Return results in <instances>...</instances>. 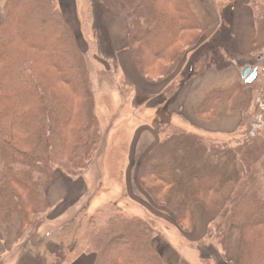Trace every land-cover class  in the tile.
Wrapping results in <instances>:
<instances>
[{"label":"trees","instance_id":"1","mask_svg":"<svg viewBox=\"0 0 264 264\" xmlns=\"http://www.w3.org/2000/svg\"><path fill=\"white\" fill-rule=\"evenodd\" d=\"M123 1L128 8L127 48L146 80L153 79L143 71L145 60L171 55L169 48L177 42L187 44L174 50L159 72V77H167L176 62L197 44V18L186 0ZM249 3L259 39L264 14L256 16L254 1ZM52 5V0H6L0 23V215L18 210L23 223L46 206L41 193L42 172L50 167H41V162L46 164L52 153L59 152L70 159V169L77 168L96 145L94 117L84 103L88 95L80 53L72 45L67 24ZM16 12L19 17L14 23ZM57 81L74 94L81 91L83 100L77 105L69 94L59 93L55 90ZM253 83L213 91L198 114L213 116L219 102L229 111L244 114L243 89ZM164 125L169 131L141 162V185L174 214L182 231L191 224L193 204L219 209V218L211 221L196 245L200 247L199 264L209 263L213 252L225 261L229 224L240 226V242L237 259L226 263L264 264V131H256L253 137L244 131L237 138L217 140ZM18 128L25 137L21 142L25 141L26 150L13 142L20 139ZM17 164L23 166L15 168ZM226 184L232 185L227 198L222 194ZM148 220L127 217L116 210L90 231L86 244L90 251L85 252L94 254L92 264H169L154 249L153 238L160 232ZM177 264L191 263L180 258Z\"/></svg>","mask_w":264,"mask_h":264},{"label":"rangeland","instance_id":"2","mask_svg":"<svg viewBox=\"0 0 264 264\" xmlns=\"http://www.w3.org/2000/svg\"><path fill=\"white\" fill-rule=\"evenodd\" d=\"M72 1L52 0V7L67 24L68 32L73 39L71 40L72 45L80 53L79 60L83 69L84 87L89 100L84 103L86 110L94 117L96 145L93 152H88L87 158L83 159L77 168L70 169L68 165L71 162L70 159L59 152L52 153V156L49 157L50 161L46 164L41 162V167H50V172L49 170L42 172L41 193L46 206L40 212L30 214L25 223H23L18 210L0 215V237L3 239V243L0 242V264H71L80 255L86 254L85 251H90L86 245L88 239H91L90 231H94L97 226L103 224L116 210L127 217L147 218L145 203L148 202L145 201L141 192L155 206L172 216L177 225L170 228L161 223L162 227H159L162 229V235L161 233L156 234L153 240L160 243L158 237L163 238L164 236L167 244L171 243L170 248L176 252L183 251L186 249L184 243H179L174 238L177 235L176 230L182 231L178 227L174 214L163 205L158 204L139 181L138 174L143 158L138 161L128 158L130 143L135 131L140 127H150L160 137V140L169 131L164 123L179 128L173 125V116L169 111V104L175 94L174 89L177 83L172 84L165 91L149 96L138 86L132 85L125 77L121 62L116 57L117 51L114 49V43L117 41L119 44V28L122 31L121 34H125L120 44L123 47H128L129 43V22L128 18L126 19L128 8L123 0H115L114 7L106 3L105 7H99L95 0ZM253 1L256 16L263 15L264 0ZM5 3L6 0L0 10V23L5 16ZM117 6H121V12L119 10L121 8L118 9ZM105 9L107 10L105 16L108 20L105 16L103 18V14L101 16ZM18 11L20 12L19 8ZM19 12L14 15V23H17ZM118 17H122L124 23L118 25L116 22L112 28V20L118 21ZM259 36V39L264 38V29ZM186 45L185 42H177L169 48V51L173 53L174 50H181ZM127 47L126 56L128 59L130 58L132 65L140 74ZM172 53L171 55H173ZM263 53L264 42L255 55ZM121 54H123V50L118 53V55ZM186 54L176 62L172 72L165 78L159 77V72L167 65L171 55L154 61L145 60L143 71L145 75L153 79L152 82H163L175 73L178 76L176 82H180L193 71L200 70L203 64L208 62L207 59L202 58L199 63H194L195 65L190 62L183 66ZM202 54L205 56L206 52H197L195 56L199 58ZM257 56L250 59L248 65L251 68L256 67ZM222 58L224 57H221L220 62H224L222 60L225 59ZM219 61L216 60V62ZM252 82L254 83L243 89L246 104L242 125L238 131L228 136L205 135L206 138L228 140L243 135L244 131L246 133L264 131V113H262L264 108L261 109L256 102L264 92V84L257 73ZM56 87L55 90H59V93L65 96L69 94L76 104L83 100L81 91L74 94L60 81H57ZM248 87L250 88L249 94L245 91ZM257 120L261 121L259 127L256 126ZM18 129L21 133V128ZM23 136L22 132L19 140H13L10 135L7 137L11 138L20 150H26V146L23 145L25 141L21 142L25 138ZM247 136L253 137L248 133ZM21 166L23 165L17 164L14 167ZM60 166L69 174L65 173ZM229 195L224 197L227 198ZM196 204L204 208L206 213L215 212L214 220L219 218V209L208 210L202 203H195L192 208ZM148 221L151 225L158 224L157 221ZM193 222L192 215L191 224L184 232L192 230ZM185 225L183 224V226ZM165 240L163 241L165 242ZM199 242L190 244L188 252H193L194 246ZM153 246L159 253L161 247L154 243ZM201 249L204 248L201 247ZM159 255L161 256L160 253ZM188 261L191 264H198V259L194 256H188ZM207 264L228 263L222 258L214 260L211 256L210 262Z\"/></svg>","mask_w":264,"mask_h":264},{"label":"crops","instance_id":"3","mask_svg":"<svg viewBox=\"0 0 264 264\" xmlns=\"http://www.w3.org/2000/svg\"><path fill=\"white\" fill-rule=\"evenodd\" d=\"M74 1L76 0L72 2ZM95 1H97L99 7L104 6L105 3L113 7L115 5V0ZM4 2L5 0H0V10H2ZM186 2L200 25V37L197 44L185 55L182 65L185 66L190 62L195 65L202 58H205L208 62L203 64L202 70L193 72L192 75L186 77L184 80H180V82H176L178 77L176 73L163 82L147 81L137 73L132 65V61L126 56L127 46L123 47L120 44L125 34H121L120 28L119 44H117V41L114 43V49L117 51L116 57L121 62L125 77L129 79L132 85L138 86L149 96L165 91L172 84L177 83L174 89L175 94L169 104V111L173 116V125L188 132H197L208 136H228L234 134L238 131L240 123L243 120L244 115L241 111H229L223 102L217 103L214 114L211 117L199 115L198 110L213 91H225L235 84L242 82L241 69L249 64L252 57L257 56L255 54L262 47L264 38H257L255 16L249 0H186ZM117 8L119 9L121 6H117ZM119 10L121 12L122 8ZM106 12L107 10L105 9L101 13V16L103 14V18ZM105 18L108 20L106 16ZM122 21V17H118V21L112 20V28L114 23L118 22V25H121L124 23ZM121 50H123V54L118 55ZM203 51L206 52L205 56L202 54L201 57L196 58V53H202ZM221 55L224 57L222 59H225L222 60L224 62H220ZM216 60H220V63L216 62ZM249 89L248 87L245 90L247 94H249ZM159 140L160 137L153 129L150 127H140L135 131L130 143L129 160L138 161V159L143 158ZM230 192L231 185L226 184L222 191L223 196H228ZM141 195L148 202L145 203L147 211L145 216L149 220L157 221L158 224L155 227L161 235V223L166 224L170 228L177 226L172 216L166 214L158 206H155L142 192ZM192 215L194 221L192 230L189 232L176 230L177 235L174 237L177 242L184 243L186 249L183 251L176 252L170 248L171 246L169 245L171 243L167 244L164 236L163 238L158 237L161 241L160 243L153 240L155 245L157 244V246L161 247L159 253L169 264H175L180 258L188 260V256L197 257L199 264L197 250L200 247L194 246L193 252H188L190 250L188 247L190 244L197 243L206 235L209 223L214 220L213 218L216 216V213H206L204 208L196 204L192 208ZM161 239L165 240V242ZM0 242L3 243L1 237ZM239 242L240 226L230 224L224 253L226 261L230 262L237 259ZM5 243H7V240H5ZM84 253L86 254L80 255L71 264H92L95 258L94 254L89 252ZM210 254L214 260H220L221 258L216 252Z\"/></svg>","mask_w":264,"mask_h":264},{"label":"water","instance_id":"4","mask_svg":"<svg viewBox=\"0 0 264 264\" xmlns=\"http://www.w3.org/2000/svg\"><path fill=\"white\" fill-rule=\"evenodd\" d=\"M256 76V70L255 68H251V66H245L242 70H241V78L245 81V82H251Z\"/></svg>","mask_w":264,"mask_h":264},{"label":"built area","instance_id":"5","mask_svg":"<svg viewBox=\"0 0 264 264\" xmlns=\"http://www.w3.org/2000/svg\"><path fill=\"white\" fill-rule=\"evenodd\" d=\"M259 71H260V77L264 82V53L262 55L261 60L259 61ZM256 102L259 104V107L261 109L264 108V92L261 94V96L256 100ZM250 134L252 135L253 132H250Z\"/></svg>","mask_w":264,"mask_h":264}]
</instances>
